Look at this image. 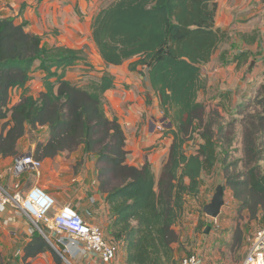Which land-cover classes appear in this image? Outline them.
Masks as SVG:
<instances>
[{"label":"trees","instance_id":"obj_1","mask_svg":"<svg viewBox=\"0 0 264 264\" xmlns=\"http://www.w3.org/2000/svg\"><path fill=\"white\" fill-rule=\"evenodd\" d=\"M215 11V0H111L92 18V41L104 63L128 62L130 71L146 70L158 97L167 121L161 133L171 142L157 179L148 162L139 168L126 163L123 128L104 108L114 77L103 74L83 85L65 79L66 69L82 59V49L46 47L39 35L25 30V22L0 18V157L17 154L28 125L48 130V139L36 146V159L83 145L99 164V190L112 215L113 240L125 239L124 264L176 263L173 245L180 239L174 227L186 197L199 194L202 175H211L218 162L223 186L236 202L234 212L242 217L246 211L247 219L264 223V91L253 97L257 102L252 98L237 108L241 156L232 160L233 123L221 122L217 110L207 112L197 100L204 87L201 66L226 39L215 27ZM36 68L44 72L38 97L26 88ZM15 89L22 93L10 106ZM242 233L234 226L233 246ZM45 251L63 264L37 231L23 247V257Z\"/></svg>","mask_w":264,"mask_h":264},{"label":"crops","instance_id":"obj_2","mask_svg":"<svg viewBox=\"0 0 264 264\" xmlns=\"http://www.w3.org/2000/svg\"><path fill=\"white\" fill-rule=\"evenodd\" d=\"M95 1H98V4L103 2L0 0V18L13 17L16 24L25 22V30L39 35L46 47L65 46L82 49V59L66 69L65 79L83 85L93 74L97 77L111 74L114 77V88L104 93V108L107 116L117 118L123 128L124 149L127 151L126 163L139 168L148 162L157 179L168 157L171 142L170 136L163 135L153 128L154 118L163 119L158 97L151 87L146 70L144 74H140L130 71L124 63L107 65L97 53L91 37L92 18L98 11ZM215 2V27L226 33V39L219 44L211 59L201 66L204 87L198 92L197 100L204 106L207 101L209 107L205 106L206 110L213 108L211 110L223 114L222 110L228 104L234 106L231 103L235 101L246 99L249 101L254 97V89L264 85V0H215ZM92 62L102 64L104 67L98 72L92 71ZM43 76L44 72L36 68L26 84L28 93L34 97H38L43 91L41 84ZM21 93L22 89L12 91L10 106L19 101ZM1 124L0 120V128ZM47 139L46 126L35 128L26 126L24 136L17 143V154L0 157V185L11 195L16 190L24 195L31 186L37 184L55 198L56 204L53 209L55 212L69 205L85 222L100 226L106 239L113 240L109 230L112 215L105 202V194L99 190V164L94 155L84 153L83 145L71 151H62L53 157L39 159L41 166L38 174L32 170L20 175L13 173L15 158L27 153L33 155L37 144L44 143ZM215 170L222 173L220 162L215 166ZM201 188L200 186V192ZM233 201L230 210L235 213L233 207L236 202L234 199ZM217 218L220 219L219 222L224 223L232 219V216L221 210ZM30 223L26 215L13 204H9L4 212H0V260L9 264H56L50 251L24 259L23 247L35 232ZM242 232L241 240L236 247L244 252L247 246V233L245 230ZM224 234L218 237L217 241H226V245L232 247L234 228L225 231ZM54 240L60 244L61 253L53 249L63 259L68 258L71 264H104L97 255L84 250L82 246H71L64 234L56 236L54 233ZM116 242L119 245L118 252L112 263L124 264L125 239L117 238ZM241 258L236 264L241 263ZM202 262L206 264L203 258Z\"/></svg>","mask_w":264,"mask_h":264},{"label":"rangeland","instance_id":"obj_3","mask_svg":"<svg viewBox=\"0 0 264 264\" xmlns=\"http://www.w3.org/2000/svg\"><path fill=\"white\" fill-rule=\"evenodd\" d=\"M102 1L103 2H100V4H98V1H95L97 2L95 5L98 9L109 3L111 0ZM86 48L88 47L86 46ZM92 63V71L98 72L102 67H104V65L102 64L94 62ZM124 64H126L127 66L129 65L128 62H125ZM108 68L112 69L114 67ZM96 77V74H93L86 80L84 78L83 79L87 83L89 80L95 79ZM261 91H264V85L256 87L254 89V97L257 94H260ZM209 96L213 98V96ZM252 101L257 102V99L253 98ZM240 102L248 103V99L231 103L234 104V106H229L230 104H228L226 108H223V114H220L219 111H217V114L220 116L219 120L221 122L233 123L232 127L234 129V139L229 148V160L236 159L241 156V127L239 124L241 114L240 112L238 113L237 110L239 104H241ZM204 104L205 106L209 107L207 101H205ZM211 109L213 108H210L206 111H214ZM218 184H224L223 176L221 172L215 170L211 175H203L201 177L202 188L201 192H199L197 196L189 195L186 197L183 214L177 225H175V231L177 232L180 239L179 243L173 245L176 250V262H178L181 258L201 253L198 255L202 256L206 264H236V262L241 257H244L245 251L242 252L238 247L235 246H227L226 241L218 242V237L224 236L225 231H228L237 225H239L242 230L246 231L247 236H250L251 233L254 232L257 228L264 225V223L260 220L247 219V213H245L246 211L242 212V217H239L236 213L231 212L230 208L233 206L234 201L231 196V191L228 188H224V205L222 206L221 210L227 212L229 216H232V219L226 220L224 223H221L217 220L215 221L214 218L206 216L203 212V206L210 201L212 194L215 191V187ZM54 213L55 211L52 210L50 215H53ZM30 224L31 226H34L33 223ZM37 225L44 231L51 247L55 248L58 252L61 253V246L56 240H54V233L56 234V236L63 233H58L54 230H50L46 228L41 222H38ZM207 227H209L208 232H205ZM62 260L63 264H71L69 259L66 257H64V259L62 258Z\"/></svg>","mask_w":264,"mask_h":264},{"label":"built area","instance_id":"obj_4","mask_svg":"<svg viewBox=\"0 0 264 264\" xmlns=\"http://www.w3.org/2000/svg\"><path fill=\"white\" fill-rule=\"evenodd\" d=\"M152 123L154 130L161 133L167 121L163 118ZM40 166L41 161L27 153L15 158L12 171L15 175L28 170L38 174ZM9 204L17 206L34 224L33 230L40 233L47 241L44 231L37 225L38 222L50 230L63 233L69 239L71 246H82L84 250L97 255L104 264H111L116 259L118 243L106 239L100 226L85 222L72 207L65 205L50 215L56 204L55 198L41 186L37 184L31 186L24 195L18 190L11 195L0 185V212H3ZM64 241L60 240V242ZM175 264H203V262L200 256L190 255L181 258ZM240 264H264V225L247 236L245 255Z\"/></svg>","mask_w":264,"mask_h":264},{"label":"water","instance_id":"obj_5","mask_svg":"<svg viewBox=\"0 0 264 264\" xmlns=\"http://www.w3.org/2000/svg\"><path fill=\"white\" fill-rule=\"evenodd\" d=\"M224 205V186L218 184L215 187V191L212 194L210 201L203 206V212L206 216L216 219L221 212V208ZM206 228L205 232H208Z\"/></svg>","mask_w":264,"mask_h":264}]
</instances>
